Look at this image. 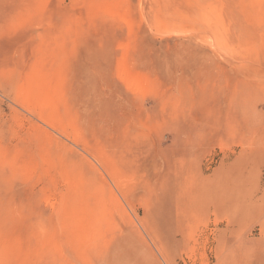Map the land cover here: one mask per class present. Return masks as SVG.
<instances>
[{
	"label": "rangeland",
	"instance_id": "1",
	"mask_svg": "<svg viewBox=\"0 0 264 264\" xmlns=\"http://www.w3.org/2000/svg\"><path fill=\"white\" fill-rule=\"evenodd\" d=\"M0 264H264V0H0Z\"/></svg>",
	"mask_w": 264,
	"mask_h": 264
}]
</instances>
